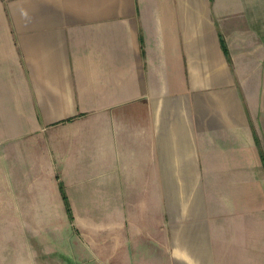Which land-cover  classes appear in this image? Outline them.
<instances>
[{
	"label": "crops",
	"instance_id": "0c3cea01",
	"mask_svg": "<svg viewBox=\"0 0 264 264\" xmlns=\"http://www.w3.org/2000/svg\"><path fill=\"white\" fill-rule=\"evenodd\" d=\"M0 264H264V0H0Z\"/></svg>",
	"mask_w": 264,
	"mask_h": 264
},
{
	"label": "trees",
	"instance_id": "16d2710c",
	"mask_svg": "<svg viewBox=\"0 0 264 264\" xmlns=\"http://www.w3.org/2000/svg\"><path fill=\"white\" fill-rule=\"evenodd\" d=\"M62 189H63V188H62ZM63 194H64V198H65L66 203H67L68 211L70 212V206H69V202H68L67 196L65 195L64 192H63Z\"/></svg>",
	"mask_w": 264,
	"mask_h": 264
}]
</instances>
